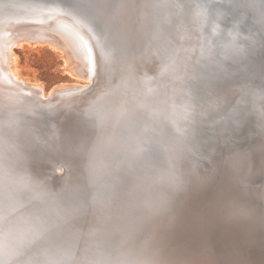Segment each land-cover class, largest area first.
I'll return each instance as SVG.
<instances>
[{
  "label": "bare ground",
  "instance_id": "6f19581e",
  "mask_svg": "<svg viewBox=\"0 0 264 264\" xmlns=\"http://www.w3.org/2000/svg\"><path fill=\"white\" fill-rule=\"evenodd\" d=\"M95 1L96 4L101 1L100 7L104 8L107 16V12L110 10L109 1L104 0L105 3L103 0ZM230 1L232 5L241 9L237 0ZM177 3L178 6H180L179 9H194L192 0H177L176 4ZM251 3L255 4L253 0ZM48 4L49 3L42 0H10V3H7V1L3 2V0L0 1V14L8 10L14 11L13 14L5 15L8 17L7 20L10 21H5L9 24L6 23L3 28L5 29L7 25L11 26V24H14L18 28L28 26L31 20L35 21V18H38L40 15L43 17L53 15L52 18L55 22L45 27V32L57 36H65L74 40L75 37L73 36H76L79 31L76 27H74L73 23L67 19L68 17H66L67 15L65 14L69 13L85 25L84 33L86 36L81 33L82 36L80 40H82V49L87 57V60H89L91 58V54L95 53L89 39L91 42L95 40L92 32L90 31V26H88L84 20L85 18L83 14L80 12V15H77L70 9H64L60 6L52 4L45 6ZM38 5H40V7L35 9ZM134 11V14L138 17L137 19H139V22L133 21V11L131 10V7L125 3L123 6V12L119 15L123 22L122 24H120L118 20V15H115L114 12H112L113 19L119 23L116 24L115 27L117 37L115 40L117 42L112 43V48L114 49L118 61L115 69L113 70L114 78L116 79L119 78V75L115 72L116 70L121 71L120 76L128 75L126 68L128 65L133 67L137 76H142L146 73V65H148L147 70L151 71L152 66L160 64L159 61H161L158 52L156 53L157 59H153L146 54H144L146 55L144 56L142 50L139 49L143 42L141 38L143 33L140 21L145 19V16L148 18L149 15L144 13V11L140 8H136ZM175 11L178 12V10ZM176 15L178 14L174 13V16ZM103 17H105L104 14ZM262 24L264 25L263 20ZM2 25L3 24H1L0 27H2ZM216 28L217 30L220 29L218 27ZM31 31H33V34L35 35V27ZM234 31H236V29ZM223 32L224 30H222V35L227 34V31L225 33ZM109 33L110 32L107 31V36H109ZM154 34L155 33L151 31L149 32V36L151 37L155 36ZM228 35L232 36L234 34L228 33L227 36ZM32 37L34 38L31 40H19L14 44L15 48L48 45L52 49L60 52L59 49L61 48H59L57 44L55 45L58 48L55 47V45L53 46L51 44L52 41L49 44L47 43L48 41L44 42V39H41L40 41V38H38L39 35L36 37L32 35L31 38ZM237 38L236 40H226L225 35V41L222 40L224 43H219L221 50L227 48L229 51L222 53L224 59L229 56V60H231L230 58H234V60L242 63L243 60H251L254 56L255 50L259 52L263 49L262 47L256 48V43H252L250 47H248L249 45L244 46V44L240 42L239 39L237 40ZM5 45L6 42L1 38L0 58L7 63L5 74L7 73V77L9 78V86H5L0 83V175L6 173L5 175L8 176V174L17 173L20 179L23 180V184L16 190H12L11 187H13V182L10 181V179H7L6 186L4 188L5 191L0 187V264H67L71 258L76 260L74 261L75 264L79 263V261H81L79 264H121L118 261V258L121 255L122 258L124 256V263L122 264H127V262H130V258L133 260H136V257L137 259H142L139 255L143 256L146 254L142 249H140L138 246L139 244H137L138 231L139 228L150 224L151 226L153 225V230L149 235L150 240L148 241L150 245L157 246L160 242H162V237L156 233V229L154 230L155 224L156 227L163 226L167 228L168 231V253L166 255L163 254L164 256H162L158 247H154L152 253H149L150 256L158 254V260H161L163 264H165L166 259L170 260V262L173 261L172 263L176 262L179 264H264V255L256 253V248L250 247L249 245H245L243 249L232 252L224 251L221 247L220 252L226 254L228 260L225 261V259H218L217 252L219 250L216 252V249L212 250L211 247L213 246L217 236L214 241L212 240L213 244L212 241H210V239L214 238H212V236H215L218 232V234H221L220 237H223V240L226 241V244L236 247L238 240H236V237H233V235H236L238 231L240 232V225L247 223L246 227H243L242 229L249 227L250 230H254L253 226H251L252 223L261 225L260 222L262 219L258 218L257 214L255 215L257 212L255 210H258L259 208L256 202H258V200L264 201V155L257 172L258 176L256 177L259 181L254 182V184L250 187L244 188V190H249V198H242L240 200L237 197L235 199H232L231 197L229 199L228 195L224 197L222 196L216 200V198L214 199L211 194L206 197L200 195L191 197L194 194V190H196V181L194 180L191 185L190 182H188L190 185L189 188L191 195L189 197L185 196L186 199L184 198V200H182L181 205L175 207L176 209L174 208V215H167L170 213V207L168 205L169 192L164 191L163 189L158 192V196L161 198V203L160 200H158L159 203L156 205L157 207L152 204L155 201L152 196L151 198L147 196L143 197L142 200L139 201L140 207L144 209L147 208L149 211L155 213L158 212L160 214L153 217H148L147 215H144L143 212L138 214L139 228L126 230L124 228L117 227L115 230L114 220H111L109 223H104L99 217L100 214H97L96 211L94 212L92 206H89L86 202H82L80 206H74V204H72L70 209L64 211L62 210L63 208L59 200H52L51 202L41 201L42 199L38 198L37 193L35 194V190L32 189L35 188V179L33 182L28 183L29 179L33 175H37V173H43L45 178L47 177L45 180L48 183L52 182L53 178L47 168H43V172L42 169L38 167L35 168L38 161H49L53 159V156H57V152L59 153V150L63 149L67 155L66 157L75 166H81L80 171H82V169H85V167L94 163L95 158L92 159L93 150L98 149V151L104 152V150H106V146L103 144L99 145V143L95 140L96 136L92 139L95 132L92 122L97 108H92L93 110H83L80 114L72 115L68 119L60 122L59 119L63 113L61 110L54 107L55 104L52 105L51 103H48L50 102L52 94H48L43 89V85L25 81L21 77L19 73V57L14 51V46L10 45V47L7 48ZM236 51L238 53L237 56H235ZM97 58L98 57H96V59ZM69 60L70 59L68 58V61ZM67 64L70 65V62H67ZM92 70L91 73L93 72ZM69 73L73 76L71 71ZM73 73L78 74L77 71ZM1 75L2 74H0V76ZM89 76L88 78L79 75L76 77V80H79L80 82H76V84H85L84 86H86H79L81 91L92 87V78L94 76ZM137 80L140 82L138 81L139 83L136 85L137 88L134 86V89H138L137 92H139L142 91L143 86L140 78ZM233 83L234 82H225L224 85H232ZM243 84L244 79L241 76L237 82L234 83L235 97H240L241 95H243L242 99L247 97L244 103L247 102L249 106L247 114L250 118L249 126H251V129L244 131V134H239L242 137L235 136V132L230 134L231 139L234 138V140H232L235 141V144H233L235 148L238 145H242L240 143L241 140L243 141L242 143L246 142L249 139V136L251 138L255 136L257 140L259 136L261 138L264 134V79L262 78L261 81L259 80L258 86L254 90V85L252 86L250 84L242 86ZM82 88L85 89L82 90ZM118 88L121 100L128 103L130 101L131 90L133 92L134 90L132 88L129 90V86L126 87L125 81ZM71 89L72 88H68V90L72 91L70 95L79 93L77 92L78 87L75 90L76 93H74L73 89ZM158 89L162 92V87H159ZM61 90L58 91L57 95L61 94ZM70 91L66 92L69 93ZM54 94L56 93L54 92ZM35 98L41 99L43 102L40 103L45 102V105H47L45 106L39 102H35ZM205 101L206 100H204V102ZM81 104L82 102H79V106ZM178 104L183 106L185 103L179 99ZM45 107L50 112V121H52L53 125L58 127L54 130V133L46 130L44 122L47 119V112L44 110ZM211 107L214 109L215 105L211 104ZM78 108L79 107H77V109ZM188 108V112L182 115H176L177 121H175V124L182 129V132L170 131L168 123L169 114H167L168 112H163L161 119L163 122L162 126L164 135L166 134L165 136H167V143H165L168 145L167 150H172L173 155L178 159H180V156L187 154V156L194 157L196 158L195 160H198V148H189V146H196V143L198 142L194 141L196 135L193 134L197 131L196 129L198 126L192 122V119L196 118L199 120L202 117L201 114H203V112L198 110L199 114L197 113L196 115L193 114L194 109L192 110V106L189 105ZM178 109L181 110V107ZM199 121L201 122L202 120L200 119ZM236 128L239 132L240 127L237 126ZM103 130L105 131V134L108 133V129L103 128ZM187 133L193 134L195 137H193V143H189L188 145L182 141L184 140L183 138L187 136ZM174 137L179 138V149L171 146L172 139ZM125 142L126 144H128V142L133 144V141H129L126 137ZM126 155V152L121 155L122 159H127L128 156ZM140 159H144L143 153L140 154ZM95 163L99 165L100 162ZM239 163L241 166V159ZM241 171H243V169L239 172ZM248 171L244 172V174H248ZM60 172L63 175V170ZM80 173H75L74 179H72V185L75 187L78 182H82L86 184L85 187L88 186V183L83 182L84 180L82 179L86 176V172L82 171V173ZM93 176L95 175H92V177ZM31 180L33 179H30V181ZM140 182L142 185L148 184V182L142 178L140 179ZM213 182H215L218 187L222 186V182L218 179ZM237 182L240 184H247L245 180L242 179H237ZM174 194L176 193L172 192V195ZM208 207L213 208L216 212H211ZM205 208L208 209L207 212L205 211ZM87 218H91V224L87 222ZM215 218L218 220L212 223ZM242 219L245 220L243 221ZM181 221L183 223H181ZM258 235L259 237L256 238V240L259 238L260 240L258 241L259 244H257V248L261 250L263 247L262 245H264V234L261 236V234L258 233ZM124 240H128L130 243L126 245ZM247 242L245 241V243ZM142 260H144V258ZM74 262L71 264H74ZM130 263H132V261Z\"/></svg>",
  "mask_w": 264,
  "mask_h": 264
},
{
  "label": "rangeland",
  "instance_id": "374dc122",
  "mask_svg": "<svg viewBox=\"0 0 264 264\" xmlns=\"http://www.w3.org/2000/svg\"><path fill=\"white\" fill-rule=\"evenodd\" d=\"M84 1L89 2V3L96 2L95 0H84ZM108 1H109V9L111 11L108 10L107 16H106V12L104 8H103L104 11L102 10L100 12L98 11V9L93 10L95 13V16L96 17L99 16L102 19V22L104 24L102 25L103 28L100 32L101 34L98 33L97 31L96 33L98 34L93 32L94 29L92 25H89L90 31H92V34L94 33L93 37L95 40L91 42V40L89 39L90 44L95 50V53L91 54V58L89 60H87V57L82 49L83 47L82 42H81L82 40H80L82 36L81 33L85 35L84 33L85 25L82 24L78 19H76L73 15L69 13L65 14L67 15L66 17H68L67 19H69L73 23L74 27H76L77 30L79 31L76 34V36L72 35L73 37H75L74 40H71L65 36L62 37V36H57L54 34H48L45 32L44 28L50 25L51 23L55 22L52 18L53 15H48L46 17H43L40 15L38 16V18H35V21L31 20L28 26H23V27L18 28L14 24L13 25L11 24V26L7 25L6 28L4 29L3 28L4 25L6 23L9 24L8 22H5V21H10V20H7L8 17L5 15L13 14L14 11L12 10H8L0 14V26L1 24H3L2 27H0V39L2 38L6 42L5 47L7 46L8 48L10 47V45L14 46V44L17 43L19 40H22V39L31 40L34 38V37L31 38L32 35L35 37L39 35L38 38H40V41L41 39H44L45 40L44 42L48 41L47 43L49 44L52 41L54 43L53 44L51 42L53 46L57 44V46L62 49V52H61V49H59L60 50L59 52V51L52 49L48 45L38 46V47L24 46L21 48H15L14 46V51L19 57V73L25 81H29V82L36 83V84L39 83V85L40 84L43 85V89L48 94H52L50 102L48 103H51L52 105L55 104L54 107L57 108L58 110H61V112L63 113V115L59 119L60 122L68 119L72 115L80 114L83 110H93L92 108H97V110L95 111L96 112L95 117L93 118V122H92V124L94 125V130H95L92 139L96 136V139H95L96 142H98L99 145L100 144L105 145L106 150H107V152L106 150H104V152H100L98 151V149H94L92 159L95 158L94 163L100 162L99 165L97 163L95 164L93 163L91 165H88V167H85V169H82V171L86 172L85 173L86 176L82 178L84 180L83 182L88 183V186L86 187H85L86 184L82 182L80 183L78 182V184L75 185V187L72 185L73 184L72 179H74L75 173H80V172L82 173V171H80L81 166H75L66 157L67 155L63 149L59 150V153L57 152V156H53L52 157L53 159L49 161H45V160L38 161V163L35 165V168L38 167L42 169V172H43V168H47L53 180L52 182H49V183L46 182L45 179L47 177L45 178L43 173H37V175L35 174V176L33 175L30 178L33 180L30 181L29 179L28 183L33 182L35 179V183H36L34 186L35 188H32L35 190V194L37 193L38 198L42 199L41 201H44V202L45 201L51 202L52 200H59L63 208L62 210L64 211H66L67 209H70L72 204H74V206H80L82 202H86L89 206H92L94 212L96 211L97 214H100L99 217L104 223H109L111 222V220H114L115 230L117 229V227L118 228L121 227L127 230V229L140 227L138 225V222H139L138 214L142 212L144 215H147L148 217H153V216H156L157 214H160L158 212L155 213V212L149 211V209L147 208L146 209L141 208L139 201L142 200L143 197L147 196L151 198L152 196L153 199L155 200L154 203L152 204H154L155 206L158 205L159 203L158 200H160V203H161L160 196H158V193L156 194V192L153 189L154 187H156L154 185L158 184L159 182H157L154 178L148 177L147 172L149 171L156 172V171L161 170V172L165 173L170 168V165H169L170 151L167 150V147H168V145H166L167 136H165L166 134L164 135V132H163V126H162L163 122H162L161 116L164 111L168 112L167 114H169L168 123H169L170 131L182 132V129L178 125L175 124V121H177L176 115L178 114L182 115L188 112L189 105L187 102L183 104V106L178 104V100L180 99L179 95H181L184 92L185 93L187 92L186 91L187 89H185V84H184L183 89H181V77L184 76L185 78H187V75L185 74L183 75V72L181 73V75L174 74L172 72L169 74H164L163 67L159 64H155L152 66L151 71L147 70L148 65H146V73L142 76H137L133 67L128 65L126 66L128 75L120 76L121 71L116 70L115 72H117V74L119 75V78L118 79L114 78L113 70L115 69L118 61H117V56L114 52V49L112 48L113 47L112 43L117 42L115 40L117 39L116 30H115L116 21L115 19H113L112 12H114V14L116 15L117 14L116 10L118 9L120 11L119 15H121L123 12V6L125 5V3H127L128 6L131 7V10L134 13L135 12L134 10L137 8V4L139 0H108ZM225 1L230 6L232 5L230 0H225ZM247 1L248 0H237L243 12L251 11L253 13V17L250 20V23H251L250 27L252 30L260 32V34L258 35L259 37H256V35H253V34H249L248 31L245 30L244 20H245L246 14L242 12L234 14L230 17L232 21L226 24L227 27L224 26L225 30L223 33L227 31V34L228 33L234 34L232 36L230 35L227 36V34H225L226 40L228 39L229 36L231 38L229 37L228 40H231V39L236 40V38L238 37L237 40L239 39L240 42L244 44V46L249 45L248 47H250L252 43L253 44L256 43V46H255L256 48L258 47L263 48L264 42L262 41L260 36H261V33H264V29L261 25L262 21H260V17H261L260 9L257 7V11L254 9L252 10V8L247 5ZM103 2L105 3L104 0ZM100 3L101 1L97 2V4L95 3V5L96 6L98 5V7H100ZM115 3H117V5ZM49 5L51 4L49 3L48 5H45V6H49ZM71 6H74V5H71ZM39 7L40 5L35 7V9ZM231 8L234 9V5H232ZM140 9H142V11H144V13L148 15V11L147 9H145V7L140 8ZM163 13L164 11L162 12V14ZM103 14L105 15L106 18L103 17ZM135 16L136 15H134V17ZM134 17H133V21L139 22V19H137L138 17L136 16L135 19ZM173 17H175L174 14H173ZM157 19L163 20L164 15L157 17ZM143 20L144 19L140 21V26H142L141 29L143 33L141 38L143 42L141 46L139 47V49L142 50L143 55L146 54L149 57H152L153 59H157L156 53L158 52V49H159L158 45L161 43L160 36H162V33L160 31L153 30L152 28H146L145 26H143V24L145 23ZM96 21H99V19H97ZM234 26H237L238 28ZM34 27H35V35L33 34V31H31ZM159 27H161L162 30L165 29L164 26L162 28V22L158 24L156 29H159ZM212 27L213 29L210 35L209 36L207 35L205 37L207 46L204 45V42L202 43L203 40L200 37L199 38L197 37V41L199 40L202 43L201 45H198L199 52L194 57V60L197 62L200 60V58L204 59V57H207V56L210 59L216 57L214 60H216V62L219 61L216 51L221 50L219 43H222L223 42L222 40L225 41V35L224 34L222 35L223 29H221L219 26L215 25V27L214 26ZM216 27L220 28L219 29L220 31L217 30ZM234 28L236 29V31H234L235 30ZM226 29H229V30H226ZM107 31L110 32L109 36H107L108 35ZM150 31L155 33L154 34L155 36L153 37L149 36ZM210 37L215 38L217 40L216 43H218L219 46L211 43ZM107 43L109 45H112V47H109ZM57 46L55 45V47ZM184 49H187V46H184ZM208 50L210 54L207 52ZM224 53H226V50H224ZM67 57L70 59L69 61ZM96 57L98 58L96 59ZM67 62L68 63L70 62V65H68ZM92 63H94L95 65ZM180 63H181V60H180ZM183 64L184 66H186L185 61ZM6 69H7L6 61L0 58V74H2L0 76V83H2L5 86H9V78L7 77V73L5 74ZM92 69H95V70H92ZM91 70L93 71L92 73H91ZM70 71L75 77H73L69 73ZM75 71H77L78 74L73 73ZM184 71L187 72L189 75V70H187V67L186 69H184ZM78 75L85 76L87 78L89 75H90L89 77L94 76L92 78V82H93L92 87L88 88L87 90H84L85 88H82V90L84 91H81V88H79V86L80 87H86V86H84L85 84L84 85L76 84V82L80 83L79 80H76V77H78ZM163 75H165L164 78H163ZM171 75H174V80H176L175 85H174L175 88L172 90L171 96L166 97L167 94L165 90L168 88V83H170L167 81L169 80ZM139 78L142 82L143 88H142V91L137 92L138 89L135 90L134 86L136 87L137 83L140 82L139 80H137ZM185 78H182L184 79L182 83L185 81ZM124 81H125L126 87L129 86V90L130 88L134 90V92L131 90L130 101H129L130 103L128 102L129 104L127 102L125 103L124 101H122L121 95L119 94L118 87ZM225 86L227 87H225L224 90H226L230 95L235 96V89H230V88H233L231 87L232 85L226 84ZM77 87H78V90L80 89L79 91L77 90V92H79L78 94L75 92ZM159 87H162V92H160L161 90L158 89ZM68 88L69 89L72 88L73 92L76 94L70 95L72 91L68 90ZM61 89L62 90L65 89V90L62 91ZM206 89H208V87H206ZM59 90H61L60 95L62 96H60L59 94H58L59 96L57 95ZM66 91H70V92L68 93ZM54 92L56 94H54ZM206 95L208 94L206 93ZM35 102L40 103L43 101L41 99L35 98ZM79 102H82L80 106H79ZM40 104L45 105V102L40 103ZM56 104H58L59 106ZM77 107L79 108L77 109ZM179 107H181L182 111L178 109ZM44 110L45 112H47V119L44 122L46 130H49L51 133H54V130H56L58 127L53 125L52 121H50L51 116H49L50 112L48 111V109L45 107ZM247 117H248L247 124L244 127L241 126V128H239L240 131L239 132L237 131V133L235 132V136L238 137L240 136L239 134H244V131L251 129V126H249L250 118L248 114H247ZM200 119L202 120L203 118L201 117ZM192 122H194V124L197 125L198 127L201 126L200 123L198 125V122H195V118L192 119ZM103 128L108 129L107 134H105V131L103 130ZM263 133H264V127H263ZM263 136H261V138ZM125 137L129 141H133V144H131L130 142L126 144ZM250 138L251 137L249 136V139L244 143H242L243 141L241 140L240 143L242 145L240 146L238 145L236 146V148L244 149L247 142L251 143L254 140H256L255 136L252 137L251 139ZM261 138L259 136L257 139H261ZM232 139L234 140V138ZM232 139L227 140V142H231V145L235 142ZM215 144L216 142L209 144L205 147H202L201 149L198 148L197 157L200 155V153L202 154L201 157L207 156L205 154L208 153V156L206 158V162H208L210 154H213V155L215 154V151H216ZM179 145H180L179 138L174 137L172 139L171 146L173 148L179 149ZM232 147H234V145H232ZM125 152L127 154L126 156L128 157L127 159H122L121 155H123ZM141 153L144 154V159H140ZM240 159H241L242 167L240 166V163H239ZM240 159L238 158V160H236L237 164H236V161L234 162V166L235 168H237V172H238L237 176L239 177V178L238 177L236 178L238 180L239 179L245 180L244 178L246 177L249 179L250 177L256 178L258 176L257 172H258L259 167L256 169L254 173H251V171L248 168L249 166L246 167V165L243 164L242 162V158ZM139 160L141 163L139 162ZM260 162L262 163V160ZM260 162L257 165L260 166L261 165ZM241 169H243V171L239 172ZM61 170H63V175L60 172ZM246 171H248V174L245 175L244 172ZM5 174L6 173H3L0 175V187L2 190L5 191L4 188L6 186L7 179H10V181L13 182V187H11L12 190H16L18 187H20L23 184V180L20 179L17 173L8 174V176ZM172 174L169 170V175L167 176L166 174L167 177L165 178L166 179L173 178ZM92 175H95L93 176L94 178L92 177ZM174 175H176L175 171H174ZM141 178L145 179L148 182V184L142 185V183L140 182ZM125 179H127V181L124 183ZM194 180L196 181V179H193L191 183L194 182ZM245 182L249 186H252L254 184V182H249L248 180H245ZM122 183L123 185H121ZM131 183L132 185L130 186ZM117 185L119 187H117ZM216 187H218L217 184H216ZM247 198H249V196ZM243 199H246V198H243ZM97 210L99 213L97 212ZM259 210L262 213H264V204L259 207ZM260 217H263L262 214H260ZM242 220L244 221L245 219H242ZM87 222L91 224L92 223L91 218H87ZM181 223L183 222L181 221ZM246 224L243 223L242 225H240L239 227L240 232L238 231L236 235H233V237H236V240H238L236 247H232L229 244H226V241L223 240V237H220L221 234L219 233L220 234L219 235L218 232L217 234H215V236H212V238L213 237L214 238L210 239V241L212 240L214 241L215 237L217 236L216 240L214 241V244L212 241L213 246L211 247H212V250L216 249V252L219 250L218 251L219 253L217 252L218 259H221V260L225 259V261L228 260L227 255L220 252L221 247H222V250L224 251L232 252V251L243 249L245 245L246 246L249 245L250 247L256 248L257 250L256 253L260 255H264V245H262L263 247L260 250L259 248H257L258 247L257 244H259L258 241L260 240V238L256 240V238L259 237L258 233L261 234V236L262 234H264V224L262 227L261 225H258L257 223L256 224L252 223L251 226H253L254 230H250L249 227L246 229H242L243 227H246ZM152 226L151 224L145 225L139 228V231H138V239H137L138 243L137 244H139L138 246L140 247V249H142L144 253H146L143 256L139 255V257L140 258L142 257V259L144 258V260L137 259V257H136V260H133L130 258V262L132 261V263L127 262V264H163L161 260H158L159 259L158 254L157 255L155 254L156 256L154 254L153 256H150L149 253H152V250L154 249V247H158L160 249V254L162 256L168 253L169 251L167 247L169 243V240L167 237L168 231H167V228L163 226L156 227V224H155L154 230L156 229V233L162 237V242H160V244H158L157 246H153L148 243V241L150 240L149 235L151 231L153 230ZM124 241L126 242V245L130 243L128 240H124ZM245 241L246 242L248 241V242L245 243ZM220 242L222 243V245ZM123 258H122V255L118 258V261L121 264L124 263ZM74 261L76 260L71 258L69 259L68 263L70 262L69 264H71ZM80 262L81 261H79V263ZM172 262L166 259L165 264H179L176 262L175 263H172ZM88 263H89V260H88Z\"/></svg>",
  "mask_w": 264,
  "mask_h": 264
},
{
  "label": "water",
  "instance_id": "95a60500",
  "mask_svg": "<svg viewBox=\"0 0 264 264\" xmlns=\"http://www.w3.org/2000/svg\"><path fill=\"white\" fill-rule=\"evenodd\" d=\"M42 1L55 6H60L64 9H70L77 15H80V12L83 13L85 16L84 20L88 26L92 25L94 29L93 32L95 33L96 31L100 33L103 28L102 25L104 23L102 22V19L99 16L96 17L93 11L98 9L100 12L103 8L98 7V5L96 6L93 2L89 3L84 0ZM176 1L177 0H139L137 8L145 7L148 11L149 17H144L145 19L143 21L145 23L143 26L146 28H152L153 30L160 31L162 33V36H160L161 43L158 46V53L161 59L159 63L164 69V74L172 72L174 74L181 75L183 72V75H187V78L184 76L181 77V89H183L184 84L185 89H187L186 93L184 92L179 95L181 101L184 103L187 102L190 106H192V110L194 109L193 114L197 115L198 110L203 112V114H201L203 118L201 122L195 118V122H198V125L200 123L202 126H199L196 129L197 131L193 133L196 135V138L193 134L187 133V136L183 138L184 140H182L183 143L186 145L193 143V137L195 138L194 141L198 142L196 143V146H189V148H202L216 142V151L214 155L210 154L209 161L206 162L208 153L205 154L207 156L203 155L204 157H201L202 154L200 153L198 160H195L196 158L194 157L187 156V154L180 156V159H178L173 155V151L171 150L169 155V170L171 174L173 173V178H165L169 175V170L165 173L161 172V170L156 172H147L148 177L154 178L159 183L161 182L160 184L158 183L154 185L156 186L154 187L156 194L162 188L164 191L169 192L168 205L170 207V213L167 215H174L176 209L175 207L181 205L185 196L189 197L191 195L189 187L193 179H196V190H194V194L191 197H194L195 195L206 197L211 194V196L214 199L216 198V200L222 196L224 197L228 195L229 199L231 197L232 199H235L236 197L240 199L247 198L250 195V192L248 189L244 190V188L250 186L248 184H240L237 182V179H235L238 177L237 169L234 167V162L238 158H242V162L246 165V167L249 166L248 168L251 173H254L259 167L257 164L263 160L261 157L264 155V136L251 143L247 142L248 144L246 143L244 149L232 147L235 142L232 145L231 142H227L228 139H231L230 134L232 132L237 133V126L241 128V126L244 127L247 124V111H249V106L247 102L244 103L247 97L245 99H242L243 95L235 97L224 90V88L227 87L224 85L225 82L236 83L241 76L244 79V84L242 86L250 84L252 86L254 85L253 90L258 86L259 80L261 81L262 78L264 79V47L259 52L256 50L251 60H243L242 63L234 60V58H230L231 60H229V56L224 59L222 53L227 48L216 51L219 58L218 62L214 60L216 57L210 59L208 56L204 57V59L200 58L198 62L194 60V57L199 52L198 45H201L204 42V45L207 46L205 37L210 35L213 29L212 26L215 27L216 25L225 30L223 26L227 27L226 24L232 21L230 17L234 14L240 12L245 13V30L257 37L260 32L252 30L250 27V20L253 17V13L251 11L243 12L242 9H238L235 6L234 9L230 8L231 6L225 0H192L194 9L189 10H184L182 8L179 9L180 6H178V3L176 4ZM251 1L252 0H248L247 5L251 7L252 10L254 9L256 11L258 7L260 9L261 16L260 21H264V0H253L255 4H252ZM3 2H5V0ZM7 2L10 3V0H7ZM115 4L117 5V3ZM71 5L74 6L71 7ZM177 9L178 12L175 11ZM116 11L119 17V22L122 24L123 22L119 16L120 11L118 9ZM161 11H164L165 14H162ZM174 13L179 14L173 17ZM133 15L135 14L133 13ZM161 15H164V19H157V17ZM97 19H99L100 23L99 21H96ZM161 22L162 28L164 26L165 29L162 30L161 27L156 29L158 24ZM116 24L119 23L117 22ZM261 25L264 29V25ZM197 37H200L203 40L202 43L199 40L197 41ZM260 37L264 42V33H261ZM210 38L211 43L218 45L215 38ZM108 46L112 47V45L109 44ZM184 46H187V49H184ZM207 52L210 54L209 50ZM226 52H229L228 49ZM237 55L238 53L236 51L235 56ZM184 61L186 66L183 64ZM186 67L187 70H189L190 76L184 71ZM164 77L165 75H163V78ZM182 78H185L183 83L182 81L184 79ZM175 81L174 75H171L167 81L170 83H168V88L165 90L167 94L166 97L171 96L172 90L175 88ZM234 83L231 86L233 88L230 89H235ZM206 87H208V89H206ZM206 93L208 95H206ZM204 100L206 101L204 102ZM211 104H215L214 109L211 107ZM174 171L176 172V175H174ZM216 179L222 182L221 187H216V183L213 182ZM244 179L249 182L259 181L258 178L254 177H250V179L246 177ZM126 181L127 179H125L124 183ZM189 181L190 185L188 184ZM121 185H123V183ZM131 185L132 183L130 186ZM117 187L119 186L117 185ZM172 192L176 194L172 195ZM256 203L258 207H260L264 204V201L258 200ZM207 210L208 209L205 208L206 212ZM209 210L214 213L216 212L213 208H209ZM255 211H257L255 215L257 214L258 218L262 219L260 224L263 227L264 213H262L259 208ZM260 214H262L263 217H260ZM217 220L218 219L216 218L213 219L212 223Z\"/></svg>",
  "mask_w": 264,
  "mask_h": 264
}]
</instances>
